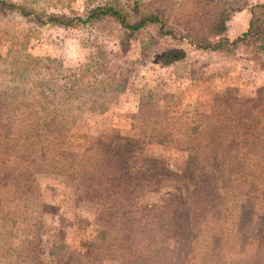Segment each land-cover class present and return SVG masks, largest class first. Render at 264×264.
Instances as JSON below:
<instances>
[{"label":"trees","instance_id":"16d2710c","mask_svg":"<svg viewBox=\"0 0 264 264\" xmlns=\"http://www.w3.org/2000/svg\"><path fill=\"white\" fill-rule=\"evenodd\" d=\"M241 1L87 0L79 12L0 0V203L28 209L41 197L36 174L57 167L76 175L79 190L104 198L109 218L86 249L69 250L60 232L49 252L58 259L53 264H67L64 258L95 264L113 255L135 264H264V85L253 95L230 88L206 113L189 105L180 118L156 91L138 94L135 130L187 151L182 171L148 156L135 135H104L84 149L66 145L79 117L108 110L145 62L166 67L192 57L193 49L230 55L247 43L264 68V1L251 5L241 36H228L229 12ZM6 10L25 19L15 22L83 30L97 51L65 67L28 52L27 38L14 47L19 36L6 25ZM135 36L141 57L124 59ZM161 37L180 44L154 49ZM2 72L18 88H2ZM172 185L185 188L187 203L155 208L142 202L147 191ZM2 250L15 255L12 247ZM2 258L0 264H9Z\"/></svg>","mask_w":264,"mask_h":264},{"label":"rangeland","instance_id":"374dc122","mask_svg":"<svg viewBox=\"0 0 264 264\" xmlns=\"http://www.w3.org/2000/svg\"><path fill=\"white\" fill-rule=\"evenodd\" d=\"M20 1L32 3L37 9L46 6L58 10L71 6L83 12L87 0ZM258 1L264 0H242L229 12L227 23L230 38L241 36L247 29L251 5ZM6 13L12 19L11 25L6 23L11 34L19 36L14 47L21 48L27 38L24 48L28 52L59 59L65 67H76L97 51V47L88 41L91 35L83 30H68L53 24L31 26L30 23L15 22L14 18L25 20L20 18L17 11L6 10ZM154 41V49L159 46L160 50L180 44V41L169 37L154 38ZM106 42L109 45V39ZM141 42V38L133 37L124 59L141 57ZM7 45L3 47V53ZM193 51L195 54L192 57L166 67H158L149 61L143 63L140 70L130 76L125 93L115 97V103L108 110L86 111L79 117L66 145L84 149L104 135H135L148 156L165 161L173 170L182 171L187 164V151L153 141L147 134L135 130L132 115L138 94L147 90L156 91L160 99L171 102L172 113L180 118L183 109L189 105H195L206 113L213 103L225 99L230 88L240 95H253L264 85V68L253 57L252 47L247 43H238L235 52L230 55L221 52L214 54L208 50ZM149 56L148 59H155L152 53ZM1 79L2 88L11 91L18 88V82L11 74L2 72ZM36 178L41 197L30 202L28 209L19 211L0 203V259L2 256L3 261L9 264H53L51 261L58 259H54L49 252L58 242L60 232L69 250H81L86 249L91 240L109 225L104 210L105 199L79 190L74 173L52 167L38 172ZM142 202L155 208L165 203H187L186 190L181 185H172L147 191ZM3 245L5 249L12 247L15 255L6 256ZM62 246L60 244L61 251H64ZM64 261L70 264L67 258ZM81 264L90 263L84 261ZM95 264H135V261L127 255H113Z\"/></svg>","mask_w":264,"mask_h":264},{"label":"crops","instance_id":"0c3cea01","mask_svg":"<svg viewBox=\"0 0 264 264\" xmlns=\"http://www.w3.org/2000/svg\"><path fill=\"white\" fill-rule=\"evenodd\" d=\"M245 30H246V29H245ZM245 30H244V31H245ZM244 31H243V32H244ZM227 33H228V36H229V37H231V36L229 35V28H228V31H227ZM210 53H214V54H216L217 52H216V51H214V52H210ZM204 57H206V55H205Z\"/></svg>","mask_w":264,"mask_h":264}]
</instances>
